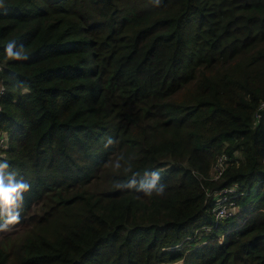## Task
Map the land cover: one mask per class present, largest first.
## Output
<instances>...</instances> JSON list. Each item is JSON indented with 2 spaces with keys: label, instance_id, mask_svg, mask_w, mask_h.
<instances>
[{
  "label": "trees",
  "instance_id": "trees-1",
  "mask_svg": "<svg viewBox=\"0 0 264 264\" xmlns=\"http://www.w3.org/2000/svg\"><path fill=\"white\" fill-rule=\"evenodd\" d=\"M0 83V264H264V0H4Z\"/></svg>",
  "mask_w": 264,
  "mask_h": 264
},
{
  "label": "built area",
  "instance_id": "built-area-1",
  "mask_svg": "<svg viewBox=\"0 0 264 264\" xmlns=\"http://www.w3.org/2000/svg\"><path fill=\"white\" fill-rule=\"evenodd\" d=\"M7 88L3 83H0V113L3 110V97L6 94ZM261 112H264V102H262L259 106V111L256 113L255 117L258 119L261 115ZM9 147V135L8 132L3 130L0 127V150L1 152H5ZM226 157L223 156L219 159L218 164L213 168V171L211 173V178L214 180H218L221 178L223 174V170L226 167L225 164ZM238 187L237 185H233L230 187H226L224 190L220 191L219 194L221 197L218 198L217 200V205L214 208V212L216 213L217 219H225L231 216H234L238 210L239 206L236 204V202L233 200L235 197H237V192ZM242 194V193H241Z\"/></svg>",
  "mask_w": 264,
  "mask_h": 264
},
{
  "label": "clouds",
  "instance_id": "clouds-1",
  "mask_svg": "<svg viewBox=\"0 0 264 264\" xmlns=\"http://www.w3.org/2000/svg\"><path fill=\"white\" fill-rule=\"evenodd\" d=\"M4 3V0H0V6H2ZM157 5H160L161 0H156ZM7 58L8 59H20V56L18 53H14L12 50V47L7 48ZM9 135V133H8ZM2 156H5V152H1ZM4 167H7V164L4 165ZM237 185V184H236ZM152 187H155L153 185ZM238 187V185H237ZM30 190V185L26 182H21L16 185H10L8 187H5L3 180L0 179V206H14L16 204L17 199H23L21 196V193L27 192ZM163 191V188L160 190ZM20 218L19 216H10V219L8 220V224L14 225L19 223Z\"/></svg>",
  "mask_w": 264,
  "mask_h": 264
},
{
  "label": "rangeland",
  "instance_id": "rangeland-1",
  "mask_svg": "<svg viewBox=\"0 0 264 264\" xmlns=\"http://www.w3.org/2000/svg\"><path fill=\"white\" fill-rule=\"evenodd\" d=\"M40 207L41 205L38 206L39 210ZM38 208H36L34 212H37ZM24 220L27 219H23L20 223L14 225L7 223L5 226L0 227V241L6 240L10 244V246H16L18 242H20V240L24 237V235H26L28 232H34L35 230H37L39 226V221L37 219H34V223Z\"/></svg>",
  "mask_w": 264,
  "mask_h": 264
}]
</instances>
